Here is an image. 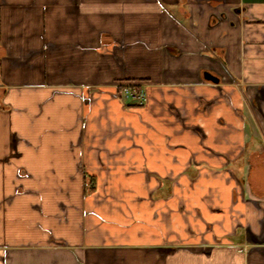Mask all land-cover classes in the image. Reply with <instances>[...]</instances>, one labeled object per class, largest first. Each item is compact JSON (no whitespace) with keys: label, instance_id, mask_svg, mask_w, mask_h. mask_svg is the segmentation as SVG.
<instances>
[{"label":"crops","instance_id":"1","mask_svg":"<svg viewBox=\"0 0 264 264\" xmlns=\"http://www.w3.org/2000/svg\"><path fill=\"white\" fill-rule=\"evenodd\" d=\"M0 264H264V0H0Z\"/></svg>","mask_w":264,"mask_h":264},{"label":"built area","instance_id":"2","mask_svg":"<svg viewBox=\"0 0 264 264\" xmlns=\"http://www.w3.org/2000/svg\"><path fill=\"white\" fill-rule=\"evenodd\" d=\"M116 93L120 100L131 101L143 105L146 99L142 86L137 83H122L116 86Z\"/></svg>","mask_w":264,"mask_h":264},{"label":"water","instance_id":"3","mask_svg":"<svg viewBox=\"0 0 264 264\" xmlns=\"http://www.w3.org/2000/svg\"><path fill=\"white\" fill-rule=\"evenodd\" d=\"M204 78L208 81L217 83L218 82V78L213 76L212 74L208 73V72H204Z\"/></svg>","mask_w":264,"mask_h":264},{"label":"trees","instance_id":"4","mask_svg":"<svg viewBox=\"0 0 264 264\" xmlns=\"http://www.w3.org/2000/svg\"><path fill=\"white\" fill-rule=\"evenodd\" d=\"M135 104V103H134ZM135 106H141V105H137V104H135Z\"/></svg>","mask_w":264,"mask_h":264}]
</instances>
